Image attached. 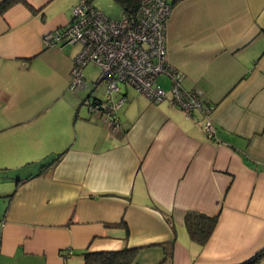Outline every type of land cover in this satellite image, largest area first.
Here are the masks:
<instances>
[{
  "label": "crops",
  "instance_id": "1",
  "mask_svg": "<svg viewBox=\"0 0 264 264\" xmlns=\"http://www.w3.org/2000/svg\"><path fill=\"white\" fill-rule=\"evenodd\" d=\"M77 1L0 0V264H83V250L125 246L140 248L131 264H158L172 238L163 264H236L264 248V0H168L167 61L215 105V140L198 113L125 84L120 130L107 132L90 111L104 97L71 87L76 53L42 41ZM36 76L59 88L36 101ZM188 210L217 214L202 246Z\"/></svg>",
  "mask_w": 264,
  "mask_h": 264
},
{
  "label": "built area",
  "instance_id": "2",
  "mask_svg": "<svg viewBox=\"0 0 264 264\" xmlns=\"http://www.w3.org/2000/svg\"><path fill=\"white\" fill-rule=\"evenodd\" d=\"M171 9L168 0H140L134 15L113 18L89 0H78L70 20L42 36L44 46L79 44L70 69L72 88L84 85L83 68L87 63L99 66L95 85L102 82L106 96L92 98L90 111L104 116L111 136L120 130L118 111L125 101L120 84H125L152 103L166 100L186 116L198 113L207 137L216 139L211 118L215 105L203 97L200 89L184 88L182 71L167 61L165 32ZM161 75L169 82L167 89L158 82Z\"/></svg>",
  "mask_w": 264,
  "mask_h": 264
},
{
  "label": "trees",
  "instance_id": "3",
  "mask_svg": "<svg viewBox=\"0 0 264 264\" xmlns=\"http://www.w3.org/2000/svg\"><path fill=\"white\" fill-rule=\"evenodd\" d=\"M121 7V14L131 16L136 13L140 0H116ZM213 140H215L213 138ZM62 153L57 154L51 161L44 166L55 163L59 160ZM184 226L187 234L191 240L196 242L199 246L206 243L211 235L216 223L217 214L208 215L197 210H188L185 212ZM174 238L160 243L164 251V256L158 264L168 262L172 258ZM139 247H122L117 250H98L89 251L83 250L80 254L83 258V264H131L137 253ZM65 255V253L63 254ZM264 259V248L254 253L251 257L247 258L236 264H260ZM66 264V263H63Z\"/></svg>",
  "mask_w": 264,
  "mask_h": 264
},
{
  "label": "rangeland",
  "instance_id": "4",
  "mask_svg": "<svg viewBox=\"0 0 264 264\" xmlns=\"http://www.w3.org/2000/svg\"><path fill=\"white\" fill-rule=\"evenodd\" d=\"M89 1L95 7H97L101 12H103L104 14H106L110 17L118 18L122 15L121 14V7L116 0H89ZM63 47L68 49V53L70 55L77 53L80 49L79 44H68V45H64ZM99 73H100L99 66L93 62L87 63L83 68V75L85 78V86H90V87L93 86V92L91 95L97 96L100 98H103V97L105 98L106 92H105V87L102 84V82H99L94 86V81L99 76ZM163 77H164L163 75L159 76L160 79L161 78L163 79ZM159 78H158V80H159ZM34 80L36 83L35 84V91H34V98L36 101L42 99V96L44 94L49 95V91H51V95L54 94V91H53L54 89L52 90V87L57 84V82H58L57 79H49V77L40 78V77L36 76ZM55 87L59 88V85H56ZM120 87L124 88V85L120 84ZM68 90H70L71 92L75 91V90L71 89L69 87V85H68ZM56 93H59V91L56 90ZM67 98H68V100L71 98V95H68V93L65 96L64 95L59 96V101L62 102L63 100H66ZM72 98H74V95H72Z\"/></svg>",
  "mask_w": 264,
  "mask_h": 264
}]
</instances>
